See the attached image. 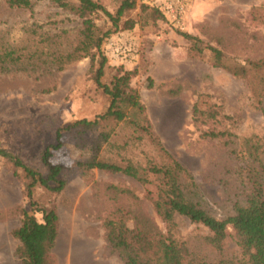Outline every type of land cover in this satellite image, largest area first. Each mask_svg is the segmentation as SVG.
I'll return each instance as SVG.
<instances>
[{"label":"rangeland","instance_id":"374dc122","mask_svg":"<svg viewBox=\"0 0 264 264\" xmlns=\"http://www.w3.org/2000/svg\"><path fill=\"white\" fill-rule=\"evenodd\" d=\"M95 1L110 12L118 5V0ZM163 1L183 7L179 26L170 22L171 14L167 17L162 11ZM142 5L158 8L163 17L151 14L150 9L142 11ZM126 16L136 25L114 32L102 45L107 65L101 82L109 84L118 68L132 73L130 86L139 93L152 132L193 178L190 198L216 219L233 215L236 204L246 203L253 173H260L264 166L260 75L232 72L264 58V0H136V8ZM95 22L104 25L102 16ZM78 24V18L51 0L38 1L30 10L10 8L0 0L3 42L31 46V40L42 33L67 30L70 36L63 40L64 47L73 43ZM183 33L204 47L220 50L227 68L214 67L209 50L203 56H189L190 41ZM111 39L115 44L110 47ZM92 72L89 58L62 71L32 61L0 65V149L44 174L41 153L56 144L58 130L61 134V147L52 150L50 162L63 167L59 177L65 180V188L57 194L41 188L34 192L39 206L54 209L58 217L49 264H123L104 238L103 222L116 210L128 219V225L132 215H144L161 230L164 227L151 204L157 177L141 185L121 174L97 169L83 172L76 167L77 161L93 155L143 166L159 159L150 136L129 122L108 120L85 133L64 130L75 121L94 120L109 106L110 97L96 86ZM196 103L204 111L201 123L192 120ZM208 113L214 118H207ZM211 131L225 137L205 136ZM24 187L21 171L14 172L0 157V264H18V241L12 234L20 225L21 210L37 220L41 217L29 205ZM174 224V236L187 246L194 262L245 259L232 228L219 250L209 243L211 233L202 225L180 216Z\"/></svg>","mask_w":264,"mask_h":264},{"label":"trees","instance_id":"16d2710c","mask_svg":"<svg viewBox=\"0 0 264 264\" xmlns=\"http://www.w3.org/2000/svg\"><path fill=\"white\" fill-rule=\"evenodd\" d=\"M38 1L42 0H3L10 8L29 10ZM51 1L79 19L77 29L74 30L76 32L73 43L62 47L63 40H67L70 36V31L67 30L51 35L42 33L31 40V46H25L22 42L13 44L0 40V65L32 61L62 71L74 62L89 58L93 71L91 79L110 97L109 106L103 115L94 120L81 119L68 125L64 130L81 129L82 133H85L94 130L104 121L129 122L135 129L148 134L157 147L156 158L159 159L147 162L145 166L130 160L121 163L108 161L100 159L98 155L76 162V167L80 171L97 169L105 173L121 174L141 185L148 184L152 177L158 178L155 197L151 198V204L153 213L164 226L163 230L150 217L144 215H132V222L128 225V219L116 210L103 222L107 246L117 254L123 264H200L198 261H193L187 246L174 236L175 218L180 216L193 224L207 228L211 233L209 243L219 250L228 228L233 229L245 259L238 263L221 260L218 264H264V166H260V173H253L252 190L247 195L246 203L236 204L234 214L225 219L214 218L190 198L191 192L194 191L192 189L195 188L192 176L168 153L152 132L153 128L146 116L139 93L130 86L132 73L118 68L109 84L101 82L100 78L104 76L107 65L102 45L114 32L134 28L136 21L127 17L126 13L136 8V0H118L114 12L108 11L95 0ZM141 10H149L151 14L163 17L162 12L155 7L142 5ZM101 16L104 20L103 26L95 22V18ZM182 36L190 41L187 49L189 56H203L205 50H209L213 55L212 65L227 68L220 50L208 45L204 47L201 41L185 33ZM95 65L96 68L93 69ZM245 68L246 66L232 68V72L237 76H244L248 72L260 75L257 76L261 83L260 90H264V58L248 62ZM149 81L151 82V79ZM191 115L195 123L202 122L204 111L199 103L192 106ZM205 116L214 118L209 113ZM205 136L222 138L225 134L211 131L206 132ZM60 137L58 130L56 144L46 147L41 153L40 161L44 174L22 163L11 153L0 149V157L12 165L14 172L19 169L23 174L25 196L29 205L41 216L37 220L34 215L24 209L21 210L20 225L12 234L18 241L15 250L18 264H49V256L58 232V217L54 209L39 206L34 192L37 188H41L57 194L65 188V180L59 177L63 167L50 162L52 150L61 147Z\"/></svg>","mask_w":264,"mask_h":264},{"label":"built area","instance_id":"2783aa9c","mask_svg":"<svg viewBox=\"0 0 264 264\" xmlns=\"http://www.w3.org/2000/svg\"><path fill=\"white\" fill-rule=\"evenodd\" d=\"M163 8L162 11L164 12V14L168 17V15H170V22H172L174 25L179 26L180 25V17L181 14L183 13V7L181 5H179L178 3L173 4L172 2L166 1L164 3L163 1ZM174 6V8H173ZM108 45L111 47L115 44L114 40L111 39L108 42ZM116 51V50H115Z\"/></svg>","mask_w":264,"mask_h":264}]
</instances>
